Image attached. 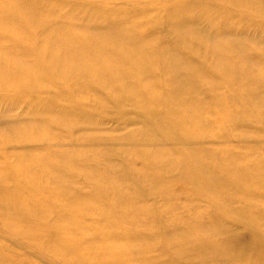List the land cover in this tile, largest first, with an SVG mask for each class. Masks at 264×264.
<instances>
[{"label":"bare ground","instance_id":"1","mask_svg":"<svg viewBox=\"0 0 264 264\" xmlns=\"http://www.w3.org/2000/svg\"><path fill=\"white\" fill-rule=\"evenodd\" d=\"M9 116L14 236L74 264H264V0H0Z\"/></svg>","mask_w":264,"mask_h":264},{"label":"rangeland","instance_id":"2","mask_svg":"<svg viewBox=\"0 0 264 264\" xmlns=\"http://www.w3.org/2000/svg\"><path fill=\"white\" fill-rule=\"evenodd\" d=\"M75 22L77 23H80L79 20H76ZM29 62H33L32 59H38L36 57H31V58H27ZM4 69H7L9 71L10 68H8V66L4 67L1 69L4 70ZM60 75V73H56V74H47L44 78V83H53V82H59V83H65V80L64 79H57L58 76ZM29 76L30 78L32 79V76L33 74L32 73H29ZM55 88L54 89H50V93L52 94H55ZM62 98L64 97L65 98V94H61ZM55 111H59V112H67V108H65V106H56L54 108ZM21 108H19L17 111L13 112V116H18L20 113H21ZM96 117L99 119V120H102L98 117V114H96ZM4 119V118H3ZM6 122H8L7 124H9L8 126H6L5 128L3 127V125H1V123H3V120H2V117H0V134L3 136L4 133L5 135L7 136L8 134H10L12 136L11 133L7 132V131H10L15 127L11 121H12V118L11 116L7 117L5 119ZM12 125V126H11ZM29 129V128H27ZM26 129V130H27ZM20 130V128L18 129ZM23 137V136H22ZM53 174V172H51ZM77 194H81L82 193V190H79L78 192H76ZM177 198H179V194H176ZM143 199V198H142ZM179 200V199H178ZM148 202V201H147ZM152 202V201H151ZM149 203V202H148ZM174 202H171V204H173ZM176 203V202H175ZM178 203H183V201L180 199ZM158 204V202H157ZM203 205L202 204H199V206ZM56 212H59L58 209H55ZM181 211H178L177 213H179ZM55 213V212H54ZM1 215V214H0ZM93 216H95L94 218V222H100V215L98 216V211L94 212L93 213ZM139 217H140V220L142 221V219H145V215H142V214H139ZM21 217L19 216H16L15 219L16 220H20L21 223H26V221L24 219H20ZM206 218V217H205ZM146 223V222H144ZM145 225V224H143ZM53 226V223L51 224V227ZM56 227L58 229H60L62 226H58L56 225ZM66 228V229H65ZM63 231H64V235H65V231L66 233L68 232H71L73 234L72 231L74 230H71L69 228V226H64L63 227ZM9 227L5 226L4 223L2 222V219L0 220V251H2V253L4 254H8L9 255V259L12 260L13 263L17 262L19 264H74V263H70L67 261L66 257H65V253H61L60 255H54L53 253L51 252H48L44 249H40L36 246V244L34 243H30L29 241H26L24 240L23 238H19V237H16L14 236L11 231H9ZM142 230H149L150 231V235L152 236L151 239L153 238H157L158 235L161 233V229L158 228V227H152V228H148L147 227H144L142 226L140 230L138 231H142ZM70 234V233H69ZM73 237V235L71 236ZM79 242L77 240H75L77 242V244L80 246H91L93 244L94 241H92L91 239L85 237V236H77ZM247 239V237H246ZM245 239V240H246ZM123 253L127 254L128 252V255H130L131 253V250L129 248H126V250L122 249ZM127 251V252H126ZM135 254V252H133L131 254V256ZM145 255L143 256H146L147 253H144ZM133 258H135L134 261H142L144 257H139V256H133ZM166 258V257H165ZM163 259V261L161 262H158V263H154V264H169V259L166 258V259ZM208 259V258H207ZM71 261H74V260H71ZM193 262L195 263H192V264H224L222 260L220 259H217V258H213L212 260H208L207 262L205 261H195V260H192ZM109 263V262H108ZM75 264H79L78 261L75 262ZM129 264H133V261L132 262H129ZM136 264V262L134 263Z\"/></svg>","mask_w":264,"mask_h":264}]
</instances>
